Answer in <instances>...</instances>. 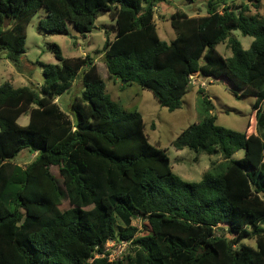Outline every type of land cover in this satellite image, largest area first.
Segmentation results:
<instances>
[{
    "label": "trees",
    "instance_id": "16d2710c",
    "mask_svg": "<svg viewBox=\"0 0 264 264\" xmlns=\"http://www.w3.org/2000/svg\"><path fill=\"white\" fill-rule=\"evenodd\" d=\"M161 1L0 0V50L18 67L41 9L40 29L55 35H69V25L90 34L108 14L116 31L103 50L109 79L138 84L169 112L182 109L190 76L212 79L237 98H255L250 126L243 133L217 126L211 100L202 98L205 117L173 146L221 155L224 168L213 163L200 182L185 181L167 151L150 143L141 113L106 93L95 60L66 59L51 46L57 63L44 66L41 93L0 86V264H264V15L249 14L253 0H207L205 16H170L176 37L167 43L155 22ZM235 31L254 39L249 49ZM225 43L230 58L217 50ZM80 74L72 119L55 101ZM26 150L36 158L22 167L15 160ZM239 151L244 158L233 159ZM220 225L233 237L217 235ZM112 240L130 241L131 252L117 262L95 258Z\"/></svg>",
    "mask_w": 264,
    "mask_h": 264
},
{
    "label": "rangeland",
    "instance_id": "374dc122",
    "mask_svg": "<svg viewBox=\"0 0 264 264\" xmlns=\"http://www.w3.org/2000/svg\"><path fill=\"white\" fill-rule=\"evenodd\" d=\"M241 3L242 1H238L235 5L239 6ZM247 5L250 8V15H264V0H253L247 2ZM175 12H184L189 17L205 16L207 15V0H162L158 4L155 15L157 31L160 38L167 43L176 37L169 21L170 16ZM45 16V9H41L32 18L27 28L25 54L21 57L18 67L7 58L6 51L0 50V86L8 82L16 88L31 87L41 93L44 84V66L57 63L55 54L51 50L53 45H57L61 49L63 57L66 59L88 55L95 60L99 73L105 80L106 93L114 101L122 104L125 109L141 113L150 143L167 151L173 172L176 175L188 182H200L205 173L211 170L213 163L221 164V167L224 168L225 161L221 155H197L189 149L178 151L173 143L189 126L203 120L206 106L201 103V100L204 97L211 100L212 114L217 117V126L236 132H245L253 118L254 97L237 98L227 84L224 85L221 82L194 75L193 80H191L193 88L185 97L182 109L169 112L160 105L151 92L142 90L138 84H128L118 79H109L104 64L103 50L107 39L113 40L115 38L116 31L115 22L108 14L99 15L94 30L87 35H80L72 25L68 26L69 35L47 33L39 27L40 21L45 19ZM233 36L239 40L245 50L250 48L254 40L251 37L243 36L240 31L233 32ZM217 50L225 58L232 56L227 43L220 44ZM82 91V74H80L70 91L55 101L72 119H74V115L71 105L76 97L81 96ZM200 91H204V94H201ZM28 123V114L23 115L18 121V124L23 127L27 126ZM254 131L255 129L252 130L251 128L250 132ZM35 158V153L26 150L16 158L15 163L26 167ZM243 158L244 151H239L233 156L235 160ZM51 173L63 189L59 169L51 167ZM68 208V199L64 196L61 209L66 210ZM145 221L141 217L134 220L138 235L146 233ZM216 234L228 238L233 237L225 225H220L216 229ZM242 244L256 247L255 239H245ZM130 252L131 246L126 255Z\"/></svg>",
    "mask_w": 264,
    "mask_h": 264
},
{
    "label": "built area",
    "instance_id": "2783aa9c",
    "mask_svg": "<svg viewBox=\"0 0 264 264\" xmlns=\"http://www.w3.org/2000/svg\"><path fill=\"white\" fill-rule=\"evenodd\" d=\"M194 75L190 76V80H193ZM131 246L130 241H120L117 242L115 240L109 241L107 244L100 248L101 252H97L95 254V258H107L109 262H117L121 260ZM99 249V248H97ZM94 259L90 260V263L93 262Z\"/></svg>",
    "mask_w": 264,
    "mask_h": 264
},
{
    "label": "water",
    "instance_id": "95a60500",
    "mask_svg": "<svg viewBox=\"0 0 264 264\" xmlns=\"http://www.w3.org/2000/svg\"><path fill=\"white\" fill-rule=\"evenodd\" d=\"M124 83H127V81H124ZM193 88V86L191 85L188 89V91H190Z\"/></svg>",
    "mask_w": 264,
    "mask_h": 264
},
{
    "label": "crops",
    "instance_id": "0c3cea01",
    "mask_svg": "<svg viewBox=\"0 0 264 264\" xmlns=\"http://www.w3.org/2000/svg\"><path fill=\"white\" fill-rule=\"evenodd\" d=\"M194 17V16H193Z\"/></svg>",
    "mask_w": 264,
    "mask_h": 264
}]
</instances>
